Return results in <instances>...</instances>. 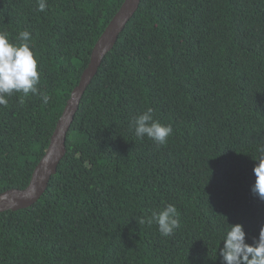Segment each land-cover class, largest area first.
Segmentation results:
<instances>
[{
	"label": "trees",
	"instance_id": "obj_1",
	"mask_svg": "<svg viewBox=\"0 0 264 264\" xmlns=\"http://www.w3.org/2000/svg\"><path fill=\"white\" fill-rule=\"evenodd\" d=\"M0 0V32L27 30L45 105L0 106V195L25 189L124 0ZM148 108L173 134L135 136ZM264 140V0H141L84 92L65 156L31 207L0 213V264H223L229 225L254 243L264 201L253 168ZM172 203L163 237L140 220Z\"/></svg>",
	"mask_w": 264,
	"mask_h": 264
},
{
	"label": "clouds",
	"instance_id": "obj_2",
	"mask_svg": "<svg viewBox=\"0 0 264 264\" xmlns=\"http://www.w3.org/2000/svg\"><path fill=\"white\" fill-rule=\"evenodd\" d=\"M48 7L46 0H38V10L43 12ZM18 45L10 42L6 32H0V106L7 107L8 97L14 93H22L19 102L31 95L39 96L46 105L51 97L41 92L37 85L40 83L41 73L38 71V58L31 47V33L27 30L18 34ZM130 127L134 128L135 136H145L158 146H164L173 134L171 125H163L153 116V109L148 108L136 116ZM260 153L253 168L255 182L251 187L254 197L264 201V140L259 141ZM148 225L155 223L163 237L172 236L180 227V212L172 203H167L158 211L142 218L140 223ZM223 247L219 255L223 264H264V226L260 228L259 237L254 243L246 242V232L242 224L229 225V230L223 237Z\"/></svg>",
	"mask_w": 264,
	"mask_h": 264
},
{
	"label": "water",
	"instance_id": "obj_3",
	"mask_svg": "<svg viewBox=\"0 0 264 264\" xmlns=\"http://www.w3.org/2000/svg\"><path fill=\"white\" fill-rule=\"evenodd\" d=\"M141 0H124L98 41L94 45L89 64L73 90L61 118L57 122L50 143L42 159L35 167L28 186L23 190H10L0 195V213L20 211L34 205L45 192L51 177L65 156L66 135L70 129L78 104L97 75L103 59L112 51L120 34L138 10Z\"/></svg>",
	"mask_w": 264,
	"mask_h": 264
}]
</instances>
